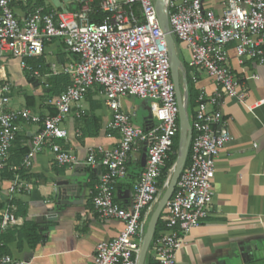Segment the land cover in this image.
I'll return each mask as SVG.
<instances>
[{"label":"built area","instance_id":"2783aa9c","mask_svg":"<svg viewBox=\"0 0 264 264\" xmlns=\"http://www.w3.org/2000/svg\"><path fill=\"white\" fill-rule=\"evenodd\" d=\"M203 1L170 0L168 5L171 34L189 52L187 66L198 98L191 121L188 164L163 212L164 229L148 253L155 264H176L186 235L209 215L216 160L231 140L221 109L223 99L242 96L230 51L235 52L240 66L248 62L264 65V0H224L220 15L205 9ZM58 42L73 59L62 68H54L53 74H67L72 82L48 103L56 115L42 117L28 108L10 109L12 86L0 79V177L5 171L13 174L9 193L17 194L21 172H28L47 146L55 165H79L78 157L58 142L69 139L64 126L67 118L75 109L81 110L90 90L99 88L112 113L107 128L119 139L109 151L100 148L88 154L85 164L103 169L93 188L91 206L102 220H118L124 226L115 239L98 244L91 264H136L150 218L170 182L172 169L160 185L179 134L168 46L155 2L43 0L39 4L38 0H0V58L17 59L23 70L40 78L26 60L43 57L47 46ZM203 78L214 84L213 94L198 86ZM129 98L152 101L151 118L141 126L134 122L136 114L122 106ZM21 122L38 126V131L23 161L15 165L10 164V157ZM144 147L146 165L133 186L131 204L122 206L116 201L117 189L128 179L132 154ZM18 225L9 210L1 214V231ZM0 264L27 263L2 255Z\"/></svg>","mask_w":264,"mask_h":264},{"label":"crops","instance_id":"0c3cea01","mask_svg":"<svg viewBox=\"0 0 264 264\" xmlns=\"http://www.w3.org/2000/svg\"><path fill=\"white\" fill-rule=\"evenodd\" d=\"M203 3L205 9L217 15L224 8V0H204ZM60 49L59 42L48 45L44 54L52 73L54 68H62L70 62L67 56L65 64L59 62ZM177 50L181 61V56L189 58L183 45L178 44ZM230 58L242 88L241 98L226 97L221 108L229 124L231 140L216 160L209 215L186 235L176 264H264V65L248 62L240 66L233 50ZM47 77L41 76L29 83L19 60L0 58V79L7 80L12 86L10 109L28 108L42 117L51 115L52 108L45 97L49 88ZM198 86L209 95L215 91L214 84L208 79L200 80ZM26 97H33L34 106H28ZM128 102V99L122 101L124 110L137 115L138 110H130ZM80 107L81 110L75 109L65 121L69 139L59 141L78 157L79 165L74 168L55 165L47 146L25 177L21 176L17 181V194L11 196L9 193L13 179L0 180V223L4 211L9 210L12 214L16 211L15 202L28 208L26 217L13 214L19 221L18 226L6 231L0 229V248L27 264H91L98 244L115 239L123 230L121 221L102 220L93 212L90 204L92 189L99 183L103 169L100 165L85 164L92 150L109 151L116 146L119 135L107 128L112 113L104 105L100 93L86 98ZM89 117L96 119L92 132L98 128V134L83 137V119ZM37 131L38 126L21 122L18 142L29 147ZM142 153L132 154L128 179L124 187L117 189L116 200L122 206L132 202L133 186L143 171ZM68 179L78 183L75 187L80 188V192L62 205L57 199L58 184ZM49 216L54 218L49 220ZM26 222L39 226L44 241L31 247L30 242L24 240L19 248L17 233ZM3 237L10 241H4ZM150 260V264H155L151 257Z\"/></svg>","mask_w":264,"mask_h":264},{"label":"water","instance_id":"95a60500","mask_svg":"<svg viewBox=\"0 0 264 264\" xmlns=\"http://www.w3.org/2000/svg\"><path fill=\"white\" fill-rule=\"evenodd\" d=\"M170 0H155V9L159 18L160 26L165 35V40L168 46L169 52V61L171 67V78L175 86L178 109H179V145L178 153L176 157L175 164L172 168V174L170 177V182L166 190L164 191L160 201L158 202L147 226L145 237L141 246L139 255L137 256L136 264H146L147 256L151 247V244L154 240L156 229L159 223V220L171 200L178 183V180L187 165L188 156H189V147L192 137V127L189 116V87H188V78L187 70L181 61L176 41L171 34V29L169 25L168 18V5ZM151 118V115L148 119ZM147 160V147L143 148V153L141 157V167L144 168ZM75 184L78 185L72 179H68L58 184V201L62 205H65V201L69 200L70 197H74L80 188L75 187ZM49 220H52L54 217L49 216Z\"/></svg>","mask_w":264,"mask_h":264},{"label":"trees","instance_id":"16d2710c","mask_svg":"<svg viewBox=\"0 0 264 264\" xmlns=\"http://www.w3.org/2000/svg\"><path fill=\"white\" fill-rule=\"evenodd\" d=\"M38 2H39V4H42L43 0H38ZM98 20L100 21L101 19H98ZM176 43H177V45L179 44L177 41H176ZM60 45L62 46V51H61L62 53L59 55L58 60L61 64H65V62H66L65 57L66 56L69 60L73 59V57L71 54H69L66 51L64 44L60 43ZM26 63L29 67L32 68L33 71H38L42 77L48 76L47 77V84H48L49 88L45 91V97L48 101H50L54 97H58L61 94H63L72 84L71 79L67 74H64L61 72H59L57 74H53L51 72V67L46 63L44 56L39 58V59H28V60H26ZM183 64L187 70L188 87H189V108H188V111H189L190 121H192L193 109L197 104L198 92H197L194 84L191 81V78L189 75L190 71H189L188 66H186L184 62H183ZM26 73H27V77H28V82L33 83L35 81V77L33 76V72H27L26 71ZM98 93H99V88H94V89L90 90V92L87 95V98H91L93 95L98 94ZM26 102H27L28 106H34L33 97H26ZM51 115H56V111L51 109ZM83 121L85 123V126L82 130V136L83 137L94 136V135L98 134V128H96V132H92V129H93L92 126H94L93 124L96 122V119L94 117H89L87 119L84 118ZM58 144L63 149H65V146L63 145L62 142H59ZM178 145H179V134L177 135V137L174 140L173 155H172L170 161L168 162L167 168L164 170V173L160 179L161 187L166 182V180L168 178L169 171L172 169V167L175 164L177 153H178ZM28 150H29L28 147H24L21 143H19L18 138H17V140L14 143V146L11 150L10 164L19 165L23 161V158L27 155ZM187 164H188V161H187ZM25 174H26L25 172H21V176L25 177ZM5 178L13 179L14 176H13V174L5 171L4 173L1 174L0 180L5 179ZM122 187H124V183L120 184L118 188H122ZM92 192H93V189H92ZM116 201L118 202V200H116ZM91 202H92V199H90V204H91ZM15 205H16L17 209L15 212H13V214H15L16 216L26 217L27 213H28L27 206L22 204V203H19V202H15ZM162 218H163V214L159 220L154 239H156L158 237V235L160 234V232H162L164 229V223H163ZM39 231H40V228L38 225H36L32 222H26L24 224V226L22 228H20V230L17 233V235H18L17 240H18L19 248L22 247V243L24 240L29 241L31 247H35V245L37 243L44 241V237L41 235V233ZM3 240L7 241V242L10 241V239H8L6 237H3ZM2 255H8V252H7V250L0 248V256H2ZM150 261L151 260H150L149 254H148L146 264H150Z\"/></svg>","mask_w":264,"mask_h":264},{"label":"rangeland","instance_id":"374dc122","mask_svg":"<svg viewBox=\"0 0 264 264\" xmlns=\"http://www.w3.org/2000/svg\"><path fill=\"white\" fill-rule=\"evenodd\" d=\"M153 1L155 2V0H153ZM178 49H180V48H178ZM61 51L62 50L60 49V52ZM181 58H182V61L187 66L190 56H189V58H186L185 56L184 57L181 56ZM46 84H47V79H46ZM128 100H130V102L127 103V106L130 107V110H132L133 108H136L138 110L137 115L134 118L135 124L139 125V126L143 125L144 118H147L151 115L150 106L152 104V101L150 99H148L147 101H141V100L136 99V98H129ZM149 257H150V255H149Z\"/></svg>","mask_w":264,"mask_h":264}]
</instances>
